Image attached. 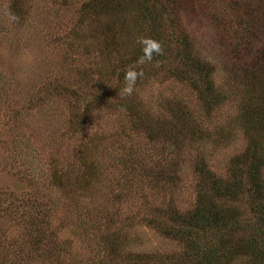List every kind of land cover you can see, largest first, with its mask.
<instances>
[{
  "label": "rangeland",
  "instance_id": "374dc122",
  "mask_svg": "<svg viewBox=\"0 0 264 264\" xmlns=\"http://www.w3.org/2000/svg\"><path fill=\"white\" fill-rule=\"evenodd\" d=\"M168 4L154 25L131 0L137 24L122 35L98 0H0V264L264 263L262 253L234 248L264 240L248 194L214 202L250 224L214 230L193 220L253 138L241 101L262 90L264 0ZM84 8L99 16L81 25ZM242 10L257 33L233 54L238 34L224 35L221 23L233 18L237 31ZM159 30L167 59L141 64L137 38ZM182 55L211 64L208 81L189 68L171 75L170 57ZM121 70L136 74L131 94ZM193 82L212 91L203 99ZM132 105L168 121L166 135L140 129ZM188 119L201 133L189 135Z\"/></svg>",
  "mask_w": 264,
  "mask_h": 264
},
{
  "label": "trees",
  "instance_id": "16d2710c",
  "mask_svg": "<svg viewBox=\"0 0 264 264\" xmlns=\"http://www.w3.org/2000/svg\"><path fill=\"white\" fill-rule=\"evenodd\" d=\"M141 5H139L138 9L139 13L142 14L141 18H145L152 22V24H156L157 21L159 22V17L163 13V9L168 8V3L171 5H180L182 0H167L165 3H153L149 2L148 0H139ZM100 7H102V11L106 12L110 18V28L114 26L117 31H119L122 35H127L132 30L133 23L137 24V18H133L130 10H133L131 6V0H98ZM165 6V7H164ZM173 11H177L176 8H171ZM127 10V11H126ZM131 14V15H130ZM85 15V19L83 18ZM95 11H91L90 9L84 8V14L82 15V19L79 24H83L86 20L93 21ZM214 16V13H212ZM217 20L221 18L218 14L215 16ZM241 28L235 31L233 18L225 17L222 20L221 25L223 26L224 35L231 34H238V40L236 48L232 42L230 41V45L228 47L229 51L233 54L235 50L239 53L242 51L244 45L248 46L250 43V39L257 33L255 20L252 19V16L246 12V10H242L241 14L236 13V17H234ZM135 19V20H134ZM112 21V22H111ZM225 21H229L230 23L225 24ZM175 24L174 20L171 19L169 21ZM120 23V24H119ZM223 32V31H222ZM162 33L161 30L157 33V41H160L161 38L158 34ZM110 36V35H109ZM154 37V39L156 38ZM112 39V45L116 43V37L110 36ZM186 42V43H185ZM182 41L181 43L185 46L183 52L185 53V48L189 45L187 44V40ZM108 43V42H107ZM111 44V42H109ZM165 46V45H164ZM235 49H234V48ZM188 57L191 54L185 53ZM179 55V54H178ZM260 58V60H259ZM167 59L166 52H162L159 56V61H164ZM185 59V61H183ZM244 58H240L239 56L235 55V59H232L237 64H241ZM170 60L172 61V65L170 67V74L176 75L178 77H182L184 69L182 68H189L194 72L199 74L200 79H204L208 81L213 73V67L208 62L202 63L200 60L191 62L188 58H185L184 55L182 56H171ZM257 65H262V69L264 71V46L259 49V57L258 62L256 61ZM126 73L124 71L119 72V77L121 79H125ZM198 79V82L201 80ZM262 79H264V74ZM263 81V80H261ZM201 84V83H200ZM193 85L198 88V91L201 93L204 99V93L206 89L210 92L212 91L210 86H207L205 89H201L200 85L196 82H193ZM251 91V90H250ZM258 92H262L259 94ZM254 93V92H253ZM252 94V91H251ZM215 96L211 100H206L207 106L213 104V100ZM257 103H262L264 107V81L262 82V90L255 92L251 97H244L241 101L242 105V123L248 127V133L253 137L251 139L250 146L247 148L246 153L244 156L238 155L236 156L231 162V178H228L225 182L219 180L218 182L214 181L213 187L210 188L211 194L206 195V197L201 200L199 206L194 210L195 216L193 220L198 226H203L204 222L213 223L212 229L219 230V229H226L229 227L230 222L235 220L238 222V228L243 227L245 224H250L244 217L240 215V212L235 211L232 208L223 207L217 205L214 201L217 197H225V200L235 201L237 200L241 194H248L249 200L251 204V210L255 213L254 220L258 219V223L264 225V108L260 109L261 107L257 105ZM180 115L179 121H183L186 119V115L188 112L185 111L184 108H178ZM130 112L132 116H137V120L140 121L139 128L145 129L146 132L152 136V138L156 139L159 138V134L166 135L167 128L170 125L168 121L163 120L161 117L153 118L150 113L146 112L142 106L139 105H132L130 107ZM245 117V119H244ZM194 122V120H193ZM87 123V122H86ZM191 120H187L186 127L188 128L189 135H194L196 132L201 133L200 130L195 131L197 125L191 124ZM74 124V123H73ZM83 124V123H82ZM86 125V124H85ZM174 134L178 132H172ZM201 205V206H200ZM227 211L230 214H227ZM233 217L232 219H230ZM214 220V221H213ZM242 223H245L242 225ZM247 241L246 239L241 240V244L234 246L235 249H241L242 251L245 250H255L260 252L264 255V240L258 242H251ZM240 250V251H241ZM212 256L216 257V255L212 254ZM264 264V263H262Z\"/></svg>",
  "mask_w": 264,
  "mask_h": 264
},
{
  "label": "clouds",
  "instance_id": "9594fccd",
  "mask_svg": "<svg viewBox=\"0 0 264 264\" xmlns=\"http://www.w3.org/2000/svg\"><path fill=\"white\" fill-rule=\"evenodd\" d=\"M136 43L141 46V51L143 53V55L139 58V62L141 64L153 61L154 55L159 56L163 52L162 46L159 41L151 37L140 36L137 38ZM125 80L126 86L123 91L127 94H131L133 91V85L136 80V74L133 72L126 73Z\"/></svg>",
  "mask_w": 264,
  "mask_h": 264
}]
</instances>
